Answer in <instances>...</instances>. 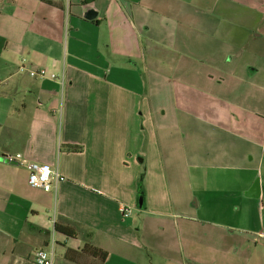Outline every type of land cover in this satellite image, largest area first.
I'll return each mask as SVG.
<instances>
[{"label":"crops","instance_id":"0c3cea01","mask_svg":"<svg viewBox=\"0 0 264 264\" xmlns=\"http://www.w3.org/2000/svg\"><path fill=\"white\" fill-rule=\"evenodd\" d=\"M261 234L264 0H0V264H264Z\"/></svg>","mask_w":264,"mask_h":264},{"label":"built area","instance_id":"2783aa9c","mask_svg":"<svg viewBox=\"0 0 264 264\" xmlns=\"http://www.w3.org/2000/svg\"><path fill=\"white\" fill-rule=\"evenodd\" d=\"M69 6L72 0H64ZM19 72L28 73L31 77L46 78L48 72L46 69L32 70L25 66L19 67ZM58 77L56 74L51 75V79L56 80ZM63 85L65 84L64 79H61ZM11 160H17L22 166H24L29 172V184L34 188H39L45 192H51L54 190V186L64 181V176L60 173L59 169L52 167L46 163L31 162L22 157L21 154L8 157ZM125 213L130 214L131 210L125 208ZM264 238V234H261ZM36 264H54L53 252L46 249H39L35 253Z\"/></svg>","mask_w":264,"mask_h":264},{"label":"trees","instance_id":"16d2710c","mask_svg":"<svg viewBox=\"0 0 264 264\" xmlns=\"http://www.w3.org/2000/svg\"><path fill=\"white\" fill-rule=\"evenodd\" d=\"M64 149L70 152H78L81 148L78 146H66ZM140 180L142 182L143 178H141ZM55 230L58 233L71 238H75L78 235L77 228L72 224H70L69 222L67 223L57 222L55 225ZM66 254H67V259L69 261L77 264H88V260L90 258L91 259L94 258L100 264H103L108 257V253L106 251L96 247L91 242L87 243L82 250H78V251L68 250Z\"/></svg>","mask_w":264,"mask_h":264},{"label":"water","instance_id":"95a60500","mask_svg":"<svg viewBox=\"0 0 264 264\" xmlns=\"http://www.w3.org/2000/svg\"><path fill=\"white\" fill-rule=\"evenodd\" d=\"M85 19L87 20H94L96 17H97V12L95 10H89L86 14H85ZM4 160L5 162H8V163H12V164H15V165H19V162H15L14 160H11L9 159L8 157L2 159ZM143 196H139V206L142 207L143 205Z\"/></svg>","mask_w":264,"mask_h":264},{"label":"rangeland","instance_id":"374dc122","mask_svg":"<svg viewBox=\"0 0 264 264\" xmlns=\"http://www.w3.org/2000/svg\"><path fill=\"white\" fill-rule=\"evenodd\" d=\"M22 65V64H21ZM20 65V66H21ZM19 66V67H20ZM32 70H34V69H32ZM47 70V69H46ZM17 72L19 73V74H24V73H26V72H23V73H21V72H19V68H18V70H17ZM47 72H48V75L47 76H50V72H49V70H47ZM32 78H38V77H32ZM53 80V79H52ZM56 81H59L60 83H61V85L63 86V83H62V80H61V78L59 79V77L56 79ZM165 90H164V94H163V97H162V99H161V102L162 103H164L165 105H167L168 103H170V101H169V99H168V97H169V95H170V93L168 94V88H164ZM166 174V173H165ZM139 179L140 178H144V174L143 173H141V177L139 176L138 177Z\"/></svg>","mask_w":264,"mask_h":264}]
</instances>
